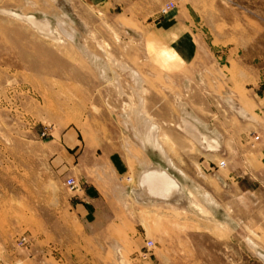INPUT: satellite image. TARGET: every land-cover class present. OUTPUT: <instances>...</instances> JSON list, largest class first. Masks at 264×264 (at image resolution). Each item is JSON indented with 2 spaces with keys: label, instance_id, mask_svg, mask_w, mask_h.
Wrapping results in <instances>:
<instances>
[{
  "label": "rangeland",
  "instance_id": "rangeland-1",
  "mask_svg": "<svg viewBox=\"0 0 264 264\" xmlns=\"http://www.w3.org/2000/svg\"><path fill=\"white\" fill-rule=\"evenodd\" d=\"M167 2L176 5L168 15L183 21L185 0ZM3 11L48 22L54 37ZM118 12L105 15L85 0L1 1L0 264H264L258 238L264 231L221 224L212 216L223 214L214 203L210 211L203 206V212L186 213L141 204L133 196L144 168L140 162L162 167L183 186L192 180L190 194L200 205L202 190L227 189L213 178L221 162V174L243 176L242 190L256 185L264 190L249 179L264 174L258 152L240 146L251 138L260 142L255 133L264 122L249 119L250 87L239 84V64L248 56L216 53L211 45L218 36L225 41L214 45L229 47L234 37H246V22L233 24L231 16L210 11L225 24L205 22L204 35L196 31L198 54L184 62L168 50L159 22L154 46L152 38L138 36L134 24L117 19ZM183 32L182 27L185 49ZM258 57L264 68V56ZM146 119L156 134L148 131ZM74 127L86 142H95L101 132L108 150L86 152L85 163L68 176L57 170L52 140ZM47 128L49 135L42 137ZM95 155L102 168L96 171ZM119 156L131 168L124 177L129 183L112 172L110 160ZM70 176L77 181L75 191L65 185ZM98 179L105 190L116 185L126 190L100 200L87 223L72 208L74 195L93 182L100 186ZM241 211L249 209L242 204ZM105 224L110 225L100 229Z\"/></svg>",
  "mask_w": 264,
  "mask_h": 264
},
{
  "label": "crops",
  "instance_id": "crops-1",
  "mask_svg": "<svg viewBox=\"0 0 264 264\" xmlns=\"http://www.w3.org/2000/svg\"><path fill=\"white\" fill-rule=\"evenodd\" d=\"M1 1L2 0H0V4ZM85 1L90 7L98 8L105 15H113L115 11H119L116 14V18L120 19L122 22L134 24V26L138 29V36L144 39L152 38L154 46L156 42V22H159V27L162 28V34L164 40H166L164 42H167L165 44L168 46V50H170V53L172 52L173 55H177L180 59H183L182 61L184 62H188L190 56L192 58V55L198 54L195 42V36H198V31L201 32L202 37L204 35L203 32L205 29H207L204 28L207 23L211 22V24L215 27L218 26L220 22H224L225 24V21H223V19H219L218 17L212 19V16L214 15H212L210 11L212 12L214 10L216 15L222 13L231 16L233 24L240 25L242 21L246 22L248 26L246 29V37H234V43H232V46L229 47L222 44H220V46H215L214 44L216 41L218 43H224L225 41V38L218 36L217 38H213L211 45L214 50L213 52L216 53L233 56H248L247 62L243 61L239 64V70L243 71V77L241 76L239 78V84L240 86H244L246 88L250 87L248 90L246 89L249 92V106L252 109V113H248L249 119L254 120V123H256V118L264 120V72L261 73V70L264 68H259L260 63L257 64L256 62L257 59H260L258 56H264V0H185L183 21L179 18H175L176 14L173 15V17L170 16L172 12L170 15L163 16L161 19L160 9L163 3H168L167 0ZM226 7H232V11L225 9ZM198 18L200 19V22H198ZM205 22L207 23L205 24ZM182 27L184 28L183 33L184 38L186 39V44H184L185 46L188 44L185 49H183L182 46L184 45L181 41L183 38L181 35ZM227 39L229 38L227 37ZM191 42L193 44H191ZM223 48L225 49L223 50ZM182 51H185L184 54H182ZM152 60L154 63H156V50L152 53ZM261 88L262 93L258 94L257 92ZM253 115L256 116V118L253 117ZM256 124L259 125L258 123ZM100 133H97V140L95 142H86L82 136V132L77 127L62 131L61 133H58L57 136H54V140H52V142L56 147L54 162L57 165V170L60 173L62 172L61 174L67 172L68 176L71 173H74L75 175L76 172L79 171V169L76 170V168L81 167V164L83 165L85 163L86 152L108 150L106 147V142H104L103 138L99 136L101 135ZM255 134H260L257 135V137H259V140L257 141L260 142H254V139L251 138V142H246L245 144L240 143V146H246L248 147L246 149L258 152L256 153L258 170H262L264 173V122L263 126L261 127V132ZM216 145L219 146V143L216 142ZM99 157L103 159L102 156ZM123 159L124 158H122V156H119L117 160H112L111 158L110 164L114 168V170H112L113 174L115 176H117V173L118 175L120 174V182L124 183V181H126L129 183L130 179L124 177L126 175L130 176L131 168L126 162L123 161ZM242 161L245 162L244 160ZM93 162H96V165L93 166L95 171L102 169L98 166V163H100L101 160H98L96 155L95 161ZM139 164L144 166L141 163ZM221 171L222 169L219 168V171L214 172L213 178L217 183L222 184L223 187H226L227 189L211 191L202 190L200 195V202L202 204L201 206L206 207L207 211H210V203H214L213 205H215L217 208H220L221 210L217 211H222L223 214L216 215V213L212 211V216L221 224H231L234 229L237 227L241 228V225H244L243 227L250 232L264 231V190L262 189V186L258 187L256 185L255 189L242 190V181L240 179L243 176H241L240 173L235 174V172H232V174L224 175L220 173ZM169 175L173 177L172 174L169 173ZM136 176L137 175H135V183ZM71 177L72 176L66 178V180L70 179ZM185 177L189 179L187 175ZM249 179L255 181L256 183L258 182L264 184V174L257 175L255 173L254 176L249 177ZM97 181L99 182L100 186L95 185L93 182L90 186H83L82 189L74 195L76 202L74 201L72 208L77 211L79 216H81L78 217L82 220H86L87 223H89L88 219L90 220L91 217L95 216L97 213L99 208L98 202L100 200L106 202L109 197L111 199L115 198L117 192L121 193L126 190L124 186L119 187L118 185L114 186L113 188H109L110 190H105V188L102 186L103 181L99 179ZM191 183H193L192 180H188V182L185 181V183H183L185 187L182 185V183H178L187 197H193V195L190 193L195 192L193 184L191 185ZM197 186L199 185L197 184ZM202 186L204 187V185ZM185 188L189 194L186 192ZM103 190H105V193ZM135 190H138V186H136ZM132 191L133 188L130 190V193ZM204 191L207 192V194H205ZM196 196L199 198L198 194H196ZM205 199L207 203H204L206 202ZM149 203L150 202L147 204ZM165 204L175 205L178 203H160L159 205ZM242 204L248 207V213L241 211ZM220 216H222V219H220ZM90 223L94 222L91 221ZM108 225L105 224L104 227H100V229H106V226ZM258 238L262 239L260 244L262 243V245H264V233L259 235ZM260 244L255 242V246H261Z\"/></svg>",
  "mask_w": 264,
  "mask_h": 264
},
{
  "label": "bare ground",
  "instance_id": "bare-ground-1",
  "mask_svg": "<svg viewBox=\"0 0 264 264\" xmlns=\"http://www.w3.org/2000/svg\"><path fill=\"white\" fill-rule=\"evenodd\" d=\"M3 14L13 19L22 20L28 23L30 26L34 27L36 30L39 31L40 34L44 36L51 37V38L54 37V35H52L51 31L49 30L50 25L48 22H45V21L41 22L35 17L29 18L28 16H23L21 14H18L12 11H3ZM128 68L130 69V67ZM145 115L147 114L143 112V116ZM151 122L152 121L147 120L148 131L154 132L156 134V131H157L156 126L152 124L153 122L152 123ZM161 148L159 147L158 150H160ZM140 163L143 164L142 162ZM152 165L150 166L144 165V170L140 172L139 178H138V180H140L141 190L137 184L138 190L133 191L135 195L137 194L140 196V199L142 200V202H139V203L146 204L150 202L149 204H152V205L168 207V208H172L175 210H183V211H186V213L187 211H190V210L193 211L192 209H197V210H200L201 212L205 210L197 201H195L193 197L185 196L181 186L178 184L179 182L174 177L170 176L167 170L163 169L162 167H158L154 165L152 166ZM176 202L178 204L159 205L160 203H176ZM215 223H218V222H215ZM118 257L121 259L123 257L122 253L119 252ZM261 258L264 260V256H261Z\"/></svg>",
  "mask_w": 264,
  "mask_h": 264
},
{
  "label": "built area",
  "instance_id": "built-area-1",
  "mask_svg": "<svg viewBox=\"0 0 264 264\" xmlns=\"http://www.w3.org/2000/svg\"><path fill=\"white\" fill-rule=\"evenodd\" d=\"M176 5L174 2H168L166 4H164L161 9H160V15L162 16H166L168 15L170 12H172L175 9ZM49 135V128L45 129L41 136L42 137H47ZM256 140H259L258 137H256ZM220 167L223 168L225 167V162H221L220 163ZM65 185L71 190V191H75L78 188V184L77 181L74 178H70L65 182ZM25 240H23L22 242H24ZM149 246H153V242L149 243Z\"/></svg>",
  "mask_w": 264,
  "mask_h": 264
},
{
  "label": "water",
  "instance_id": "water-1",
  "mask_svg": "<svg viewBox=\"0 0 264 264\" xmlns=\"http://www.w3.org/2000/svg\"><path fill=\"white\" fill-rule=\"evenodd\" d=\"M138 186H139V188L141 190L140 180H138ZM133 196H134L135 200H137L138 202H142V200L140 199V196L139 195H137V194L135 195L134 192H133Z\"/></svg>",
  "mask_w": 264,
  "mask_h": 264
}]
</instances>
